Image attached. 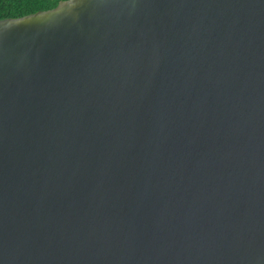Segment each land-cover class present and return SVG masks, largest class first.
I'll list each match as a JSON object with an SVG mask.
<instances>
[{
	"label": "water",
	"instance_id": "1",
	"mask_svg": "<svg viewBox=\"0 0 264 264\" xmlns=\"http://www.w3.org/2000/svg\"><path fill=\"white\" fill-rule=\"evenodd\" d=\"M0 264H264V0L1 19Z\"/></svg>",
	"mask_w": 264,
	"mask_h": 264
},
{
	"label": "trees",
	"instance_id": "2",
	"mask_svg": "<svg viewBox=\"0 0 264 264\" xmlns=\"http://www.w3.org/2000/svg\"><path fill=\"white\" fill-rule=\"evenodd\" d=\"M61 0H0V20L21 17L57 6Z\"/></svg>",
	"mask_w": 264,
	"mask_h": 264
}]
</instances>
